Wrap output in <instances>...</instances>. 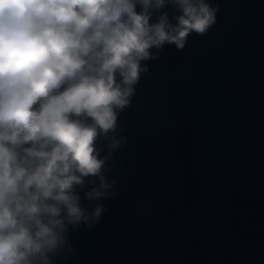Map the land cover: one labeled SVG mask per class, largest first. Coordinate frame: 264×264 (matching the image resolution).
<instances>
[{"label": "water", "instance_id": "obj_1", "mask_svg": "<svg viewBox=\"0 0 264 264\" xmlns=\"http://www.w3.org/2000/svg\"><path fill=\"white\" fill-rule=\"evenodd\" d=\"M206 2L204 33L140 61L99 139L108 187L77 186L87 219L66 224L50 264H264V0Z\"/></svg>", "mask_w": 264, "mask_h": 264}, {"label": "clouds", "instance_id": "obj_2", "mask_svg": "<svg viewBox=\"0 0 264 264\" xmlns=\"http://www.w3.org/2000/svg\"><path fill=\"white\" fill-rule=\"evenodd\" d=\"M166 4L172 19L158 12ZM214 11L206 0H0V264H50L66 224L87 219L77 186L99 176L89 199L108 187L99 139L140 61L165 43L183 48Z\"/></svg>", "mask_w": 264, "mask_h": 264}]
</instances>
